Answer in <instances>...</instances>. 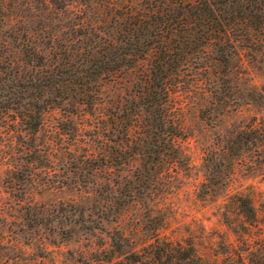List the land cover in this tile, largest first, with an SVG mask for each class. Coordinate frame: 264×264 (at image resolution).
<instances>
[{"label":"trees","instance_id":"16d2710c","mask_svg":"<svg viewBox=\"0 0 264 264\" xmlns=\"http://www.w3.org/2000/svg\"><path fill=\"white\" fill-rule=\"evenodd\" d=\"M41 1L47 6L35 20L17 26L13 15L18 22L23 16L6 13V1L0 0V35L5 38L0 42V130L19 139L27 179L35 170L48 175L59 162L53 142L38 134L46 131L45 115L62 111L59 128L69 141L60 150L71 155L62 166L90 170L89 178L103 171L104 181L92 182L114 196L103 208L117 218L139 198L152 197L160 169L186 164L185 133L171 98L180 73L209 76V104L216 110L238 103L230 86L234 75L247 74L244 58L252 67L264 62V0ZM75 21L83 29L78 33ZM61 23L62 32L57 29ZM38 37L46 44L39 45ZM135 71L123 102H109L97 112L107 84L121 85ZM249 128L264 137V119ZM242 134L227 136L225 145L245 143ZM118 176L127 178L125 193ZM208 181L211 190L222 177L209 176ZM229 199L242 217L232 225L230 211L223 214L239 242L238 248L228 244L224 251L229 264H264V241L252 239L257 217L251 199L237 194ZM146 209L145 242L138 245L131 236L138 227L131 233L112 228L102 264H219L206 260L191 242L160 236L164 215L154 205ZM143 250L149 257H142Z\"/></svg>","mask_w":264,"mask_h":264},{"label":"rangeland","instance_id":"374dc122","mask_svg":"<svg viewBox=\"0 0 264 264\" xmlns=\"http://www.w3.org/2000/svg\"><path fill=\"white\" fill-rule=\"evenodd\" d=\"M4 1L6 13L23 16L18 22L17 15H13L12 23L17 26L25 20L34 21L35 15L47 6L41 0ZM80 3L73 8L76 13L80 12ZM57 26L62 32V23ZM75 27L76 33L83 30L80 25ZM1 39L5 38L0 35V42ZM36 40L39 45L46 44L42 37ZM244 59L247 74L234 75L230 86L238 103L229 102L216 110L209 104L206 81L209 76L193 70L180 73L171 98L178 123L185 133L181 147L186 164L160 169L157 180L152 182V197L139 198L122 211L119 218L103 208L112 194L93 185L92 180L104 181L103 171L97 173L99 178H89L90 170L75 171L69 164L62 166L71 158L68 152L60 150V146L69 141L59 128L64 119L62 111L45 115L46 131L38 134L53 142L54 157L59 162L49 169L48 175L35 170V175L27 179L22 166L25 156L18 149L19 139L13 132L7 134L0 130V264H102V249L107 247L104 243L109 240L112 228L131 233L138 227V232L131 236L138 245L145 242L148 227L145 225H149L147 204L160 208L165 217L166 225L160 236L191 242L206 260L217 259L219 264H229L224 251L229 245L238 248L239 242L223 214L230 211L232 225L242 220L229 204V198L236 194L251 199L257 217L252 239L264 241V137L261 132L257 135L249 130L250 125L264 119V62L252 67ZM137 74L135 71L125 76L121 85L107 84L109 98L104 97L97 112L105 111L109 102L122 103L124 89ZM248 92L250 96H246ZM85 129L91 128L85 126ZM237 131H243V138L248 140L239 145L229 143L233 148H228L224 139L234 137ZM115 173L127 175V171ZM209 176L222 177V182L210 190ZM116 179L125 193L127 178L118 176ZM110 200H114V196ZM142 257H149L148 250L142 251Z\"/></svg>","mask_w":264,"mask_h":264}]
</instances>
